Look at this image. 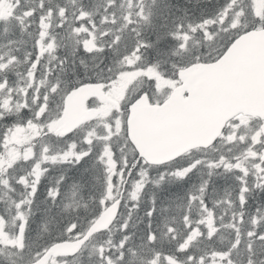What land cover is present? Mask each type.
Segmentation results:
<instances>
[{"label":"snow or ice","instance_id":"obj_1","mask_svg":"<svg viewBox=\"0 0 264 264\" xmlns=\"http://www.w3.org/2000/svg\"><path fill=\"white\" fill-rule=\"evenodd\" d=\"M0 264H264V0H0Z\"/></svg>","mask_w":264,"mask_h":264}]
</instances>
